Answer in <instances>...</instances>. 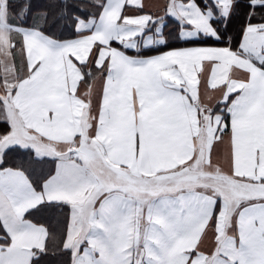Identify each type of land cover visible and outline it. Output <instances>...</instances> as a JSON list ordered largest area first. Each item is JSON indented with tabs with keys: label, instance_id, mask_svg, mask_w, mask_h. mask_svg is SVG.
<instances>
[{
	"label": "snow or ice",
	"instance_id": "1",
	"mask_svg": "<svg viewBox=\"0 0 264 264\" xmlns=\"http://www.w3.org/2000/svg\"><path fill=\"white\" fill-rule=\"evenodd\" d=\"M0 264H264V0H0Z\"/></svg>",
	"mask_w": 264,
	"mask_h": 264
},
{
	"label": "trees",
	"instance_id": "2",
	"mask_svg": "<svg viewBox=\"0 0 264 264\" xmlns=\"http://www.w3.org/2000/svg\"><path fill=\"white\" fill-rule=\"evenodd\" d=\"M34 2H38V3H47L48 2V0H34ZM142 51H144V50H142ZM145 54H151V53H147V52H145Z\"/></svg>",
	"mask_w": 264,
	"mask_h": 264
},
{
	"label": "crops",
	"instance_id": "3",
	"mask_svg": "<svg viewBox=\"0 0 264 264\" xmlns=\"http://www.w3.org/2000/svg\"><path fill=\"white\" fill-rule=\"evenodd\" d=\"M146 2H147V0H146Z\"/></svg>",
	"mask_w": 264,
	"mask_h": 264
}]
</instances>
